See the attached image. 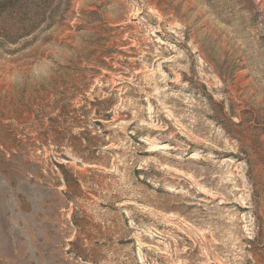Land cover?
<instances>
[{"label":"rangeland","instance_id":"obj_1","mask_svg":"<svg viewBox=\"0 0 264 264\" xmlns=\"http://www.w3.org/2000/svg\"><path fill=\"white\" fill-rule=\"evenodd\" d=\"M262 175L264 0H0V264H264Z\"/></svg>","mask_w":264,"mask_h":264},{"label":"trees","instance_id":"obj_2","mask_svg":"<svg viewBox=\"0 0 264 264\" xmlns=\"http://www.w3.org/2000/svg\"><path fill=\"white\" fill-rule=\"evenodd\" d=\"M263 177H264V175H262L261 178H263ZM260 184L263 185V187H264V181L262 183H260ZM261 191H264V189H261ZM259 196L262 197V193ZM256 202L258 203V201H256ZM256 218L259 220V226H262V225H260V222L263 223L264 220L259 215ZM255 241L258 243L259 250H261V248H264V244H263L264 243V231H263V228L262 227H261V230L258 232V234H257V236L255 238ZM260 254H261L262 257H264V253H260Z\"/></svg>","mask_w":264,"mask_h":264}]
</instances>
